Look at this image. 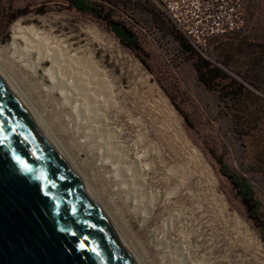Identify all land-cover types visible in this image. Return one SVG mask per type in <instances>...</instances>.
I'll use <instances>...</instances> for the list:
<instances>
[{
  "label": "rangeland",
  "instance_id": "rangeland-1",
  "mask_svg": "<svg viewBox=\"0 0 264 264\" xmlns=\"http://www.w3.org/2000/svg\"><path fill=\"white\" fill-rule=\"evenodd\" d=\"M85 1L96 13L79 11L68 0H0V52L10 44L13 26L20 21L26 26L35 25L58 40L63 39L73 53L78 50L80 56L95 55L101 69L107 70L105 84L114 87L117 106L118 100L121 106L115 109L110 106L112 126L125 127L122 141L123 145L131 146L133 160L134 143L144 128L139 132L141 126L131 125L128 112L135 118L142 117L146 125L147 140L142 141L140 148L149 150L148 161L143 162H152L155 168L150 179L147 176L148 190L159 191L161 199L158 203L154 201L155 209L145 224L129 214L126 220L131 226L124 221L94 177L86 162L87 156L80 155L73 147L21 73L1 55L0 69L40 119L38 122L50 130L72 169L107 214L138 264L158 262L164 250L156 242L164 248L173 245L175 250L184 237L186 243L190 240L193 245L192 258L204 256L206 264H264V229L257 228L248 217L237 191L221 174L217 160L222 157L234 173L250 180L262 203L264 216V177L257 172L258 133L243 138L236 134L230 108L220 102L217 92L209 91L198 82L192 61L167 33V26L173 24L163 11L160 9L164 20L160 27L164 32L148 22L149 15L143 10L152 8L154 3L149 0ZM244 2L247 18L244 31L236 36L216 38L217 43L210 45L209 53L213 46L228 40L264 46V0ZM17 13L18 17L12 20ZM105 15L125 22L137 34L148 56L144 59L146 63L142 60L144 56H137L115 37L107 22L101 19ZM204 56L211 60L209 54ZM181 112L188 116L190 123ZM155 147L160 149L159 154L154 151ZM182 184L168 200V194ZM168 221L171 229L165 235ZM140 241L147 247L143 248Z\"/></svg>",
  "mask_w": 264,
  "mask_h": 264
},
{
  "label": "bare ground",
  "instance_id": "bare-ground-1",
  "mask_svg": "<svg viewBox=\"0 0 264 264\" xmlns=\"http://www.w3.org/2000/svg\"><path fill=\"white\" fill-rule=\"evenodd\" d=\"M79 52L75 50L73 53L63 39L58 40L35 25L26 26L19 21L13 26L10 44L1 49L0 55L13 69L21 73L38 100L52 116L53 121L62 129L79 154L87 156L86 162L93 170L94 177L99 180L124 221L131 226L130 222L126 220V216L129 214L140 218L145 224L155 209L154 201L157 202L161 199L159 191L148 190L150 184L147 176L150 179L154 166L152 167V162H147L149 150L140 148L141 143L144 144L142 141H146L148 135L145 122L142 117L135 118L128 112L131 125L141 126L139 132L144 128V131L142 129L138 134L139 139L137 138L138 140L134 143V153L132 154L135 155V158L133 160L131 151H129L131 146L123 145L122 141L125 127L122 125L118 129L114 128L113 120L109 117L110 106L115 109L120 106V102L118 100L117 106L114 87H108L105 84L107 74L105 71L107 70L101 69L95 60V55L80 56ZM1 71V75L13 91L18 93L17 95L31 116L43 128L62 159L71 166L59 149L58 143L51 136L50 130L45 128L43 122V125L38 122L40 119L35 116L36 114L28 106L19 90ZM154 151L160 153L158 147H155ZM143 160L147 161L143 162ZM177 168L181 169L180 166ZM74 174L77 176L76 172ZM172 174L174 175V173ZM181 187L183 184L174 188L175 191L168 194V200L171 199V195L177 194V190H180ZM88 193L98 205L94 196L89 191ZM169 223L171 225V222L168 221L164 230L165 235L171 229ZM112 227L117 233L113 225ZM119 237H121L120 234ZM184 238H182L181 245L175 250H173V245L164 248L163 244L156 242V246L164 251L161 252L158 262L155 264H206L207 258L204 256L201 259H198V256L192 258L190 249H194L193 245L190 240H187L188 243H186ZM140 244L143 248L147 247L144 241H140ZM127 250L129 251L128 248Z\"/></svg>",
  "mask_w": 264,
  "mask_h": 264
},
{
  "label": "water",
  "instance_id": "water-1",
  "mask_svg": "<svg viewBox=\"0 0 264 264\" xmlns=\"http://www.w3.org/2000/svg\"><path fill=\"white\" fill-rule=\"evenodd\" d=\"M0 264H138L1 73Z\"/></svg>",
  "mask_w": 264,
  "mask_h": 264
},
{
  "label": "trees",
  "instance_id": "trees-1",
  "mask_svg": "<svg viewBox=\"0 0 264 264\" xmlns=\"http://www.w3.org/2000/svg\"><path fill=\"white\" fill-rule=\"evenodd\" d=\"M68 1L73 8L79 11L96 13L94 8L88 5L85 0ZM153 5L152 8L144 9L143 13L149 15L148 22L153 27L164 32L160 27L161 22H164L160 8L156 4ZM17 17L18 13L14 15L12 20ZM101 19L107 22L115 37L125 47L136 52L137 56H144L142 60L146 63L144 60L148 57L146 51L141 46L137 34L125 22L113 20L109 15H105ZM167 19L169 20L168 17ZM173 26H167L168 35L175 39L176 43L187 54L188 59L192 61L198 82L209 91L217 92L220 102L228 105L230 119L236 134L243 138L254 137L256 136L255 132L258 133L256 137L260 139L257 143L260 149L257 154V172L264 177V46L247 43L239 39L237 42L228 40L213 46L210 53L208 48L206 53L211 58L209 60L175 28L180 35L176 33ZM239 33L241 32L233 35L236 36ZM234 38H230V40ZM215 42L217 43V40ZM181 113L190 123L188 116L183 112ZM217 160L221 174L237 191L248 217L257 228L264 229V216L261 213L262 203L256 197L250 180L246 176H239L234 173L222 157H218Z\"/></svg>",
  "mask_w": 264,
  "mask_h": 264
},
{
  "label": "built area",
  "instance_id": "built-area-1",
  "mask_svg": "<svg viewBox=\"0 0 264 264\" xmlns=\"http://www.w3.org/2000/svg\"><path fill=\"white\" fill-rule=\"evenodd\" d=\"M175 28L205 55L212 42L244 31L247 26L244 0H149Z\"/></svg>",
  "mask_w": 264,
  "mask_h": 264
}]
</instances>
